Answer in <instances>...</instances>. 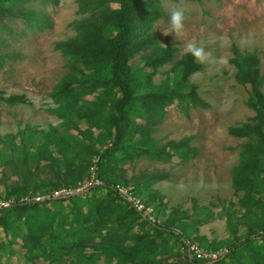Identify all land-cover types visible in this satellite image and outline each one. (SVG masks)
<instances>
[{
  "label": "rangeland",
  "instance_id": "obj_1",
  "mask_svg": "<svg viewBox=\"0 0 264 264\" xmlns=\"http://www.w3.org/2000/svg\"><path fill=\"white\" fill-rule=\"evenodd\" d=\"M162 6L165 15L155 23L153 32L161 47L176 49L175 62L185 54L183 46L190 40L202 44L212 57L205 63L197 61L203 68L188 80L207 107L191 108L187 114L178 107H168L163 120L152 127L149 138L165 151L170 141L188 139V147L195 153L184 160L133 158L118 163L107 180L132 192L151 211L158 225L168 224L186 244L207 251H227L232 244L264 231V180L255 173L233 175L240 163L242 145L248 139L228 132L231 127L255 124V112L248 107L251 88L238 84L234 78L232 47L241 55L257 56L259 88L264 94V0H164ZM32 7L49 16L52 28L27 32L14 40L3 36L7 41L5 51L19 57L7 61L1 69L0 93L4 97L24 95L27 99L26 104L14 105L0 100V200L4 202H13L26 188V195H35L37 186L42 187V192L48 190V185L88 192L96 161L91 154L104 151L111 143L108 121L112 105L119 97L115 89L105 91L78 85L68 98H52L55 86L68 71L67 60L55 50V44L74 37L71 24L84 16L77 13L76 0H58L56 6L46 8L36 3ZM173 9L184 11V30L179 35H164L168 32V14ZM114 34L115 31L111 35ZM109 35L106 33V38ZM138 59L130 63L134 65ZM175 62L158 68L153 83L158 85L172 77ZM81 68L88 74L96 71L92 67ZM98 68L102 72L105 65ZM51 134L55 135L51 138ZM23 173L29 175L27 182ZM47 207L55 210L51 205ZM68 208V202H64L60 218L65 223L70 220ZM125 235L130 237L125 243L130 249L142 248L154 238L151 227L141 225L140 220L123 231L122 237ZM143 235L145 238L139 239ZM7 242L0 230V264L26 263L23 242L16 239L11 247ZM156 243L155 253L144 264L186 263L181 241L164 235ZM48 245L45 235L39 246ZM263 247L264 241L257 240L251 249L242 252L241 261L233 260L232 264H251L247 260L251 253L255 264H264ZM83 252L85 256H98L84 264L115 263L100 256L94 246H86ZM80 262L73 252L61 258L62 264ZM26 264L59 263L39 256Z\"/></svg>",
  "mask_w": 264,
  "mask_h": 264
},
{
  "label": "trees",
  "instance_id": "obj_2",
  "mask_svg": "<svg viewBox=\"0 0 264 264\" xmlns=\"http://www.w3.org/2000/svg\"><path fill=\"white\" fill-rule=\"evenodd\" d=\"M162 1L76 0L77 13L84 17L71 24L74 37L55 44V50L67 60L68 71L55 86L51 96L55 100L68 98L78 85L105 91L115 89L119 97L112 105L107 135L112 140L104 151L91 154V157L96 158L92 177L100 184L92 185L85 194L81 192L66 199L35 202L30 200L34 196L71 188L48 185L50 188L42 192V187L37 186V194L26 195V188L8 207L0 209V230L7 237L10 247L16 239L23 242L26 263L42 256L50 262L62 264V255L68 252L76 254L81 260L80 264L90 263L98 256H85L83 251L86 246H94L108 262L114 260V264H144L155 253L157 240L164 239V235L181 241L186 248L181 235L168 224L162 226L143 218L117 193L116 186L120 184L107 180L118 163H126L133 158L145 156L170 160L177 157L184 160L195 153L194 149L188 147V139L170 141L165 151L164 147L160 149L149 138L152 127L163 120L168 107H178L185 114L191 108L207 107L197 96L196 87L188 83L189 78L203 66L190 54H184L175 62L176 49L161 47L154 35L155 23L165 15ZM36 3L46 8L56 6L58 0H0V71L7 61L19 57L15 52L5 51L7 41L3 36L14 40L27 32H43L52 28L49 16L43 10L32 7ZM113 4L118 7H111ZM113 31L115 34L111 35ZM106 33L110 34L108 38ZM231 52V63L236 69L235 81L242 86H250L252 96L248 107L255 112L254 125L228 129L230 135L248 139L242 145L240 163L233 169V175L237 177L255 173L264 180V94L259 88V61L255 54L241 55L236 47H232ZM136 57L139 59L132 65L130 62ZM174 62L173 76H168L158 85L154 84L153 78L158 68ZM101 65H105L102 72L98 68ZM81 66L92 67L96 71L88 74ZM0 100L9 105L27 103L24 95L4 97L0 93ZM136 137L140 140L135 141ZM28 176L23 173L25 182ZM102 191H105L104 195L97 196ZM89 193L93 194L91 198L83 197ZM26 197H30L28 201H24ZM64 202L69 205L70 220L67 223L60 218ZM49 205L55 210L50 211L47 207ZM138 220L141 225L151 227L154 238L142 248L130 249L125 244L130 237H122V232L129 230ZM45 235L49 247H40L39 243ZM144 238V235L139 237ZM96 240H100V243ZM257 240L264 241V231L232 244L226 254L215 262L190 258L186 252L185 264H232L233 260L241 261L242 252L251 249L249 247ZM2 247L0 245V249ZM252 257L251 253L247 260L255 264Z\"/></svg>",
  "mask_w": 264,
  "mask_h": 264
},
{
  "label": "built area",
  "instance_id": "obj_3",
  "mask_svg": "<svg viewBox=\"0 0 264 264\" xmlns=\"http://www.w3.org/2000/svg\"><path fill=\"white\" fill-rule=\"evenodd\" d=\"M92 185H99L100 182L97 179H94L92 177L91 183ZM83 189H73V188H61L58 190L53 191L50 194L42 195V196H36L34 198H31L30 200H33L35 202H42L47 199H66L70 196H74L76 194L81 193ZM116 191L119 193L128 203L131 204V206L142 215L143 218L148 219L151 223H156L155 219L151 215V211L145 207L139 199H137L136 196L133 195L132 192L127 190L126 188H123L121 186H116ZM29 198H25L24 201H28ZM10 202H4L0 200V209L8 207ZM186 244V243H185ZM185 251L187 254L197 260H203L208 262H215L219 258L223 257L226 254V250H219V251H207L202 250L192 244H186Z\"/></svg>",
  "mask_w": 264,
  "mask_h": 264
},
{
  "label": "clouds",
  "instance_id": "obj_4",
  "mask_svg": "<svg viewBox=\"0 0 264 264\" xmlns=\"http://www.w3.org/2000/svg\"><path fill=\"white\" fill-rule=\"evenodd\" d=\"M185 14L181 9H173L168 14V32L164 35L175 34L179 35L183 32L185 27ZM183 52L185 54H190L196 61L200 63H205L210 60L212 57V53L210 51H206L202 44H199L195 40L188 41L183 46ZM220 63H225V61L221 60Z\"/></svg>",
  "mask_w": 264,
  "mask_h": 264
}]
</instances>
